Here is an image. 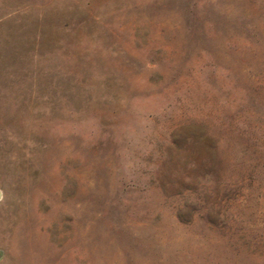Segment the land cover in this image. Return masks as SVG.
<instances>
[{
  "label": "rangeland",
  "instance_id": "obj_1",
  "mask_svg": "<svg viewBox=\"0 0 264 264\" xmlns=\"http://www.w3.org/2000/svg\"><path fill=\"white\" fill-rule=\"evenodd\" d=\"M0 264H264V0H0Z\"/></svg>",
  "mask_w": 264,
  "mask_h": 264
}]
</instances>
